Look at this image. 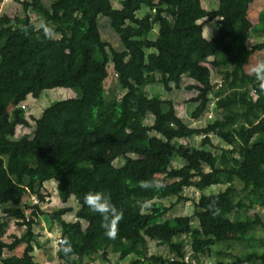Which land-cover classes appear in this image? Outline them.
Returning <instances> with one entry per match:
<instances>
[{
    "label": "trees",
    "instance_id": "obj_1",
    "mask_svg": "<svg viewBox=\"0 0 264 264\" xmlns=\"http://www.w3.org/2000/svg\"><path fill=\"white\" fill-rule=\"evenodd\" d=\"M16 1L25 11L23 17L0 15V204H6L3 211L25 230L11 234L9 242L0 236V258L5 249L12 251L24 243L21 259L8 264H34V227L42 220L59 225L60 238L67 237L72 244L69 256L56 249V259L63 264H91L97 253L106 260L115 245L140 251L141 258L129 264L144 260L186 264L184 233L197 259L230 239L249 246L251 235L233 233L241 226L264 229V220L254 209L264 208V92L255 76L245 71L251 56L264 50L262 14L252 29L245 27L254 0H217L214 9H207L202 0H118L119 7L112 0H52L48 6L43 0ZM30 10L56 26L55 39L43 37ZM99 15L109 18L121 49L101 40ZM204 22H211V32L215 30L210 37L204 36ZM24 26H29L27 35ZM252 33L261 39L254 40ZM92 46L103 56L100 68L90 65ZM226 52L232 58L220 59ZM108 62L117 82V90L109 93L104 88ZM212 70L219 76L216 85ZM89 77H95L94 94L85 99L81 83ZM157 83L167 94L182 88L196 91L191 98L196 103L194 119L207 110L212 93L221 117L202 128L186 125L170 98L147 94L146 87ZM54 88H69L76 95L53 101L34 119L31 133L16 136L18 126H30L23 115L25 107L19 104L28 95L37 98ZM7 105L13 106L10 112ZM124 133L128 140L122 142ZM211 133L230 134L242 146L235 168L231 167L235 149L213 153L203 147L210 144ZM194 135L202 136L201 147L182 141ZM112 148L124 159L120 167L104 158ZM26 155L42 168L41 186L56 181L65 190L63 202L70 196L76 199V220L65 218L71 211L67 205L51 212H43L39 204L20 205L23 187L4 173L6 166ZM174 157L184 164L172 166ZM153 177L166 186L160 191L139 187L140 181ZM184 180L193 181L199 191L212 185L225 187L201 193L191 214L163 219L177 203L189 200L182 193ZM90 191L110 193L112 203L123 210L116 239L105 236L102 217L84 204ZM238 193L249 211L244 220L238 219L242 202ZM38 197L44 200L41 193ZM169 197L175 200L166 205L163 200ZM214 199L218 215L209 209ZM145 200L151 207L141 212L138 202ZM4 228L5 221L0 220V233ZM148 240L166 245L170 256H147ZM217 254L229 253L217 250ZM214 264H264V251L247 250Z\"/></svg>",
    "mask_w": 264,
    "mask_h": 264
},
{
    "label": "rangeland",
    "instance_id": "obj_2",
    "mask_svg": "<svg viewBox=\"0 0 264 264\" xmlns=\"http://www.w3.org/2000/svg\"><path fill=\"white\" fill-rule=\"evenodd\" d=\"M45 5H49L52 0H43ZM114 7H119L120 3L118 0H112ZM205 7L207 9H214L217 7V0H202ZM257 9V10H254ZM256 11L259 13L257 14ZM29 16L35 23L37 27L39 24L43 22V17L33 11H29ZM6 14L10 17H23L25 15V11L22 9V6L16 0H0V15ZM262 14L264 19V0H254L250 5L249 14L246 18L245 27L246 29L251 28V23H253L252 19L256 15L259 16ZM141 15V12L138 13ZM256 16V17H257ZM252 21V22H251ZM261 22V20H260ZM98 26L99 31L101 33V40L108 43L111 47L116 50L122 48L118 36L113 31L110 26V21L108 17L99 15L98 16ZM213 26L211 22H204L203 32L204 36L210 37L214 34L215 30H212ZM211 32V33H210ZM156 30L154 29L151 33V37L154 36ZM254 40H260L261 36L257 33L251 34ZM0 38V44H1ZM90 65L101 67L103 62V56L101 53L92 46L90 48ZM232 58L230 52H226L224 55L220 54V59H229ZM264 61V50L254 53L248 64L245 65V71L247 73H251V67L258 62ZM107 69V77L104 81V88L106 92L117 90V82L116 76L113 70V66L110 62L106 64ZM95 77H89L81 83V88L83 90L84 98L89 99L94 94V81ZM212 82L216 85L219 83V76L216 71L212 70ZM146 92L148 95H152L154 93H161L164 97L170 98L175 106V110L177 115L183 120V122L190 127H198L202 128L207 123L212 122L214 119H218L221 117L220 112L215 108L214 101L215 97L212 93H209L210 101L208 103L207 110L198 118L194 119L191 114L196 106V103L191 101V98L196 94V91H189L185 88L180 90H172L170 93H166L161 84H152L146 87ZM120 94V93H119ZM76 93L69 88H54L50 90H43L39 97L33 98L31 95H28L27 98L23 101L25 109L23 110V115L29 121L30 126H18L16 128V136H21L23 134H29L32 131V127L34 124V119L40 117L43 110L49 106L53 101L66 99L70 97H74ZM13 106L7 105V112ZM212 117V118H210ZM147 124L151 123V120L146 121ZM154 133L151 132V135ZM210 144L203 146L205 149L212 151L213 153H218L221 149H235V152L232 154L233 163L231 167L235 168L237 166V162L240 158V152L242 150V146L239 143H235L232 141L231 135L226 133H211L209 134ZM122 142L128 140V134L124 133L120 137ZM202 136L194 135L190 138L182 140L183 142L189 143L194 147H201L200 140ZM104 158L110 162L115 167H120L123 165L124 159L119 155L117 149H110L105 155ZM184 164V161L179 157H174L172 159V166H180ZM5 176H7L11 181L20 184L23 187V192L21 196V203L23 204H39L43 212H51L55 211L62 206H70V213L65 215V218L68 220H76L75 212L78 209V204L76 199L73 196H70L67 202H63L61 196L64 193V188L61 184L56 181H45L43 185H40V178L42 175V168L38 167L31 161V156L26 155L16 161L13 165L5 167ZM184 190L183 195L186 196L189 200L182 201L177 203L175 206L171 208L169 212L166 213L163 219L172 218L178 215H186L191 214L193 211V202L197 200L201 193H210L217 192L222 190L224 185H212L208 188H205L202 191L197 190L193 181H183ZM238 189L241 188V184L239 182L236 183ZM41 193L44 196V200L41 201L38 197V194ZM238 193L237 199H241L239 209H238V219L244 220L245 215L249 212L247 211L246 201L241 198L242 196ZM33 198H36L33 200ZM175 197H169L163 200V202L168 205L171 202H174ZM6 204H0V220L5 221L4 232L0 233V236L4 241H10L11 234L20 235L24 232L25 227L15 222L16 219L9 216L7 213L3 211ZM260 217L264 220V208L256 205L254 208ZM232 217V214H230ZM42 218V216H41ZM43 219V218H42ZM193 225H196V222L193 221ZM59 225L52 224L47 225L43 220L40 226L34 227L35 233V241H34V249L31 252L32 260L34 264H63L62 262L56 259V249H57V239L59 236ZM235 235L240 236H252L253 240L249 242V246L244 242H239L233 239H230L228 242L215 245L213 247V251L209 256H202L200 258H195L192 256V251L190 249V237L188 234L184 233L182 238L184 239L186 246V264H199L201 262L205 264H214L216 260L227 261L232 256L239 255L244 251H253V252H263L264 251V229L260 226H250V227H238L236 228ZM232 234V235H233ZM228 244H231L229 248H227ZM24 243L19 244L12 251L4 250L2 256L0 258V264H8L11 262H15L22 257V252L24 248ZM116 249L113 252H110L107 259L104 260L99 253L95 254L91 264H116L118 262L122 264H129L131 259H136L138 257L141 258V254L139 250L130 249L124 245H115ZM217 250L226 251L229 253L228 255L222 254L218 255ZM150 255H160L163 258H167L170 256L169 249L166 245L159 244L157 241L148 240V250L147 256ZM142 264H166L162 261H146Z\"/></svg>",
    "mask_w": 264,
    "mask_h": 264
},
{
    "label": "clouds",
    "instance_id": "obj_3",
    "mask_svg": "<svg viewBox=\"0 0 264 264\" xmlns=\"http://www.w3.org/2000/svg\"><path fill=\"white\" fill-rule=\"evenodd\" d=\"M56 26L48 22H41L39 30L42 31L43 37L47 40L55 39ZM25 35L29 32V26H24L22 29ZM251 73L259 83L260 91L264 92V61L258 62L251 67ZM166 185L159 179L153 177L149 180H142L139 182V187L144 190L160 191ZM84 204L93 212L102 217L101 227L105 229V236L109 239H116L119 234V223L123 219V210L118 209L112 203L111 194L105 191H90L85 194L83 198ZM217 200H212L209 204V209L212 210L213 215H218L220 209L217 207ZM138 207L141 212L151 207L150 201L138 202ZM57 250L62 252L65 256L73 253V247L67 237L60 238L57 241Z\"/></svg>",
    "mask_w": 264,
    "mask_h": 264
},
{
    "label": "crops",
    "instance_id": "obj_4",
    "mask_svg": "<svg viewBox=\"0 0 264 264\" xmlns=\"http://www.w3.org/2000/svg\"><path fill=\"white\" fill-rule=\"evenodd\" d=\"M256 13L258 14L259 12L258 11H256ZM257 16V15H256ZM253 17V19H252V21H253V23H251V28L250 29H252V27H253V25H255L256 23H258L259 22V16H257V17ZM251 21V22H252ZM50 181H52V180H50Z\"/></svg>",
    "mask_w": 264,
    "mask_h": 264
},
{
    "label": "built area",
    "instance_id": "obj_5",
    "mask_svg": "<svg viewBox=\"0 0 264 264\" xmlns=\"http://www.w3.org/2000/svg\"><path fill=\"white\" fill-rule=\"evenodd\" d=\"M23 102H21L20 104H19V107H21V108H24L25 106H24V104H22ZM183 187H184V185H183ZM185 188V187H184ZM184 188H183V190H184ZM36 198H33V200H35ZM35 204V203H34ZM60 239V234H59V236H58V239H57V241Z\"/></svg>",
    "mask_w": 264,
    "mask_h": 264
}]
</instances>
